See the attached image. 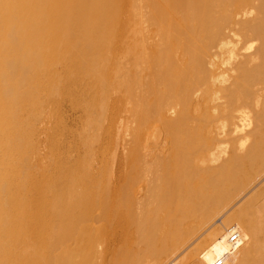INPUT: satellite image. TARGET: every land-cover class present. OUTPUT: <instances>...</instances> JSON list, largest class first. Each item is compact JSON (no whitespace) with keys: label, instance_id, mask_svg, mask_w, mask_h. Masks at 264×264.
<instances>
[{"label":"bare ground","instance_id":"obj_1","mask_svg":"<svg viewBox=\"0 0 264 264\" xmlns=\"http://www.w3.org/2000/svg\"><path fill=\"white\" fill-rule=\"evenodd\" d=\"M168 262L264 264V0H0V264Z\"/></svg>","mask_w":264,"mask_h":264},{"label":"rangeland","instance_id":"obj_2","mask_svg":"<svg viewBox=\"0 0 264 264\" xmlns=\"http://www.w3.org/2000/svg\"><path fill=\"white\" fill-rule=\"evenodd\" d=\"M141 4H142V6H144V2H142ZM144 14L146 15V11H145V10H143V11L141 10V11H140V15L142 16V18H143V15H144ZM147 14H148V12H147ZM146 16H147V15H146ZM145 27H146V29H147V27H148V24H147V23H145ZM127 35H129V34H127ZM65 103H66V104H65ZM64 104H65V106H64ZM68 105H70L69 102H68V104H67V102H64V103H63V107H64V108H62V112L65 113V114H62V115H63V116H62V119H63V120L65 119V122H66L67 124L69 123L70 128H74L75 130H77V129L80 127V126H77V123H78V125H80V123H79V121H80L79 117L81 116L82 113H81L79 110H76L77 108L74 109V111H75V112H74V111H73L74 106L72 105L73 108L71 109V106H68ZM65 108H66V111H64ZM68 109H69V110H68ZM70 109H71V113H70ZM73 112L75 113L76 116L74 115ZM78 113H81V114L79 115ZM66 114L68 115V117H67ZM69 114H71V115H70L71 117L69 116ZM72 114H73V115H72ZM77 114H78V116H77ZM65 115H66V116H65ZM64 116H65V117H64ZM72 116H73V117H72ZM74 116H75V117H74ZM66 117H67V118H66ZM69 117H70V119L72 118V119H71V120H73L72 123H71ZM73 118H76V119H73ZM77 118H78V119H77ZM68 120H69V122H68ZM74 122H75V124H74ZM81 122H82V121H81ZM72 124H74L75 126L72 125ZM75 127H76V128H75ZM74 129H73L74 134L79 133V131H81V130H79V129H78L77 131H75ZM75 132H76V133H75ZM81 132H82V131H81ZM74 134H73V136H74ZM42 136H43V135H42ZM42 136L40 137V140H41V143H42V145H43V143H45V141H46V138L43 136V137L45 138V140H44ZM70 137H71V136H70ZM41 138L44 140V142H42L43 140H42ZM68 139H69V138H68ZM72 140H74V139L72 138ZM72 140L69 139L68 141L72 142ZM43 147H44V148H43ZM42 148H43V149H42ZM47 148H48V147H47ZM41 151H42V153H41L42 156H43V155L48 156L47 154H49V153L47 152V150H46V148H45L44 145L41 147ZM48 151H49V149H48ZM44 153H45V154H44ZM46 153H47V154H46ZM170 262H171V261H170ZM170 262H168V263H166V264H170ZM177 262H178V261H177ZM177 262H175V263H173V264H176Z\"/></svg>","mask_w":264,"mask_h":264},{"label":"built area","instance_id":"obj_3","mask_svg":"<svg viewBox=\"0 0 264 264\" xmlns=\"http://www.w3.org/2000/svg\"><path fill=\"white\" fill-rule=\"evenodd\" d=\"M235 239H236V238L234 237V239H233L232 241H235Z\"/></svg>","mask_w":264,"mask_h":264}]
</instances>
